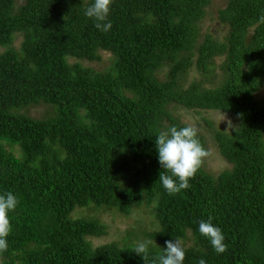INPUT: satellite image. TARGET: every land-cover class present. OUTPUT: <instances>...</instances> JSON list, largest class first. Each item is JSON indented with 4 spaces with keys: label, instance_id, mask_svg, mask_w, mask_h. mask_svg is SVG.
<instances>
[{
    "label": "trees",
    "instance_id": "trees-1",
    "mask_svg": "<svg viewBox=\"0 0 264 264\" xmlns=\"http://www.w3.org/2000/svg\"><path fill=\"white\" fill-rule=\"evenodd\" d=\"M90 2L0 0V192L20 200L0 264H154L169 240L184 264H264V0H114L107 33L84 15ZM102 52L109 66L83 63ZM44 102L47 117L27 113ZM172 105L238 122L202 116L231 166L209 171L205 157L176 195L158 181L155 147L159 132L190 126ZM141 207L155 219L140 231L145 259L134 229L94 244L108 225L88 209ZM209 217L222 254L198 231Z\"/></svg>",
    "mask_w": 264,
    "mask_h": 264
},
{
    "label": "clouds",
    "instance_id": "clouds-1",
    "mask_svg": "<svg viewBox=\"0 0 264 264\" xmlns=\"http://www.w3.org/2000/svg\"><path fill=\"white\" fill-rule=\"evenodd\" d=\"M114 0H91L84 10V15L93 21L96 29L107 33L113 27L109 16ZM229 121V127H231ZM155 147L158 162L163 171L159 175V182L169 195H176L191 187L190 181L198 173L207 152L203 148L198 132L191 126L169 127L155 137ZM20 204L19 198L11 191L0 192V253L6 252L9 247L8 237L13 231L12 213ZM198 231L210 242L217 254L227 250L225 235L219 226L213 223L211 217L199 222ZM146 245L139 243L135 252L146 258ZM185 250L179 242L169 240L163 252L156 258L154 264H184ZM199 264H206L204 259Z\"/></svg>",
    "mask_w": 264,
    "mask_h": 264
},
{
    "label": "rangeland",
    "instance_id": "rangeland-1",
    "mask_svg": "<svg viewBox=\"0 0 264 264\" xmlns=\"http://www.w3.org/2000/svg\"><path fill=\"white\" fill-rule=\"evenodd\" d=\"M19 3H22L23 0H18ZM214 10V9H213ZM219 25L214 23L213 30H216ZM220 30L218 33H222L224 27H219ZM103 59L101 61H83L85 65H92L97 69H103L111 64L112 55L106 52H102ZM218 68L216 69V76L213 79L214 83H219L221 76L220 70V61L221 59H217ZM161 77L164 76V71L160 73ZM190 78H200L199 71L192 67L189 72ZM172 111L177 114L182 121L189 124L191 127L195 128L196 131H201L205 134L208 139V154L205 158V166L207 170L213 172H219L226 168H229L231 164L226 161L220 154L216 141L212 137L211 129L209 126L204 124L202 120V116H207L210 118L215 126L222 127L224 129L231 130L232 127L236 126L238 123L235 117L231 114H228L219 110H209L205 111L203 114L195 113V110H188L183 106L172 105ZM53 112V107L48 103H39L35 106H32L27 110V113L34 117H47L50 113ZM229 121H231V127H229ZM79 212V211H78ZM87 211H82L80 214L85 213ZM88 212H91L93 216H99L107 225H108V233L102 237H94L92 241L95 245L105 244L113 241H117L121 244L124 243V239L127 235L128 230H136L140 236H133L131 240L135 239V243H139L145 238L144 234H140L141 228L149 229V227L153 224L152 222L155 220L152 212L149 213V209L147 207H141L137 209H133L129 214H122L114 209H107L105 211L96 212L95 210L88 209Z\"/></svg>",
    "mask_w": 264,
    "mask_h": 264
}]
</instances>
